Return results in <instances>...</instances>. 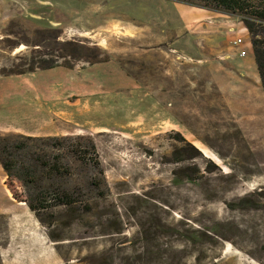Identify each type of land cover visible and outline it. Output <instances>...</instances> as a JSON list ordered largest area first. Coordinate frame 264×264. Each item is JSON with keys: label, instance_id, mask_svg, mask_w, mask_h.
I'll return each instance as SVG.
<instances>
[{"label": "rangeland", "instance_id": "obj_1", "mask_svg": "<svg viewBox=\"0 0 264 264\" xmlns=\"http://www.w3.org/2000/svg\"><path fill=\"white\" fill-rule=\"evenodd\" d=\"M203 6L0 0V64L75 50L72 68L57 67L87 70L98 48L109 74L32 80L45 114L3 122L0 132L65 137L69 174L13 187L37 206L40 193L45 206L74 205L31 211L7 197L0 166V264H264V93L242 21L252 16Z\"/></svg>", "mask_w": 264, "mask_h": 264}, {"label": "trees", "instance_id": "obj_2", "mask_svg": "<svg viewBox=\"0 0 264 264\" xmlns=\"http://www.w3.org/2000/svg\"><path fill=\"white\" fill-rule=\"evenodd\" d=\"M189 3L193 0H188ZM204 6H210L221 11L239 12L251 15L250 18H243L247 30L251 34V44L254 55V61L262 85L264 93V6L261 11L255 12L252 10V4L249 0H198ZM264 5V4H263ZM74 44L72 42H62L61 45ZM69 60H67V58ZM84 61L89 64L100 62V50L89 51L83 56ZM79 59L75 50L68 54L54 55L53 53H34L33 51L27 53H17L10 58V61L0 64V76L25 74L34 72L36 70H45L54 68L60 65H65L68 68H72L73 60ZM62 60H65L62 62ZM65 137H34L24 135L16 132H0V166L7 176L8 192L12 194V198L22 203H26L31 211L37 212L39 209H43L49 206L65 205L69 209H72L74 205L70 198L60 199L57 198L50 202L52 204H45L51 200L46 195L38 194L39 205L37 206L33 202L26 198H22L14 190L15 177L18 179L23 175L22 180L35 179L38 172L45 175L48 179H55L61 176H65L70 173V165L62 162L59 153V149L65 147ZM188 144V143H187ZM94 150V144H91ZM49 149H53L55 152H51ZM55 149V150H54ZM58 150V151H57ZM73 155L81 154L82 152L77 149H73ZM93 154H96L94 152ZM24 158V159H23ZM92 161L97 162L96 155L93 156ZM21 172L17 176V173ZM62 197H65L62 195ZM36 199V198H35ZM35 201V200H34Z\"/></svg>", "mask_w": 264, "mask_h": 264}, {"label": "crops", "instance_id": "obj_3", "mask_svg": "<svg viewBox=\"0 0 264 264\" xmlns=\"http://www.w3.org/2000/svg\"><path fill=\"white\" fill-rule=\"evenodd\" d=\"M100 69L103 71V73L99 75H109L105 72L106 66L102 63H95L91 66H89L86 69L74 71L72 69L70 70H63L60 67H54L50 69L45 70H38L34 72H29L25 74H17V75H8V76H0V130H5L2 128L3 122L6 120H9L10 118L14 117H20L21 119H24V117H27L28 119L31 118V116L39 117L41 115H44L46 112V108L44 107V104L46 102L47 94L44 91L38 90V92H34V90L30 89V82L32 80L36 81L40 77H43L44 75H48L49 73L59 72L62 74H65L67 76H72L74 79H81L83 77V71H89V73L93 72L95 76H98L97 72L100 71ZM102 76V77H103ZM38 99V101L36 100ZM34 101L35 104H42L39 108L38 106H30L31 101ZM37 109H39L37 111ZM13 113H11V112ZM16 114V115H13ZM10 131H17V133H22L25 135H42L43 133H34L31 130L27 129H18L14 128ZM20 131V132H19ZM7 197L10 199H13L16 201V203H22L18 202L16 199L12 198L10 196V193L6 189Z\"/></svg>", "mask_w": 264, "mask_h": 264}, {"label": "built area", "instance_id": "obj_4", "mask_svg": "<svg viewBox=\"0 0 264 264\" xmlns=\"http://www.w3.org/2000/svg\"><path fill=\"white\" fill-rule=\"evenodd\" d=\"M234 45H236V46H240V44L241 43H243V39L241 38V37H237V38H235L234 40H233V42H232ZM247 51H248V48H243V47H241V48H239V50L237 51V53H238V55L239 56H245L246 54H247Z\"/></svg>", "mask_w": 264, "mask_h": 264}]
</instances>
